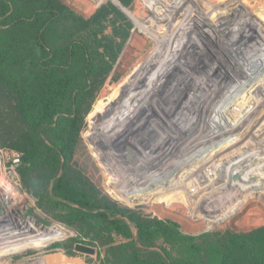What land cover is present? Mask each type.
<instances>
[{"label": "rangeland", "instance_id": "rangeland-1", "mask_svg": "<svg viewBox=\"0 0 264 264\" xmlns=\"http://www.w3.org/2000/svg\"><path fill=\"white\" fill-rule=\"evenodd\" d=\"M53 1L54 6H51L52 3L50 4L48 0H0V64H8V68L2 72L6 76L5 82L0 77V148H13L24 153L25 156L29 155L28 160L23 161L19 167L22 190L29 196L27 207L20 214H23L25 218L35 219L38 224L44 223L48 226L58 224L70 234L64 238L55 239L52 243H49L51 241L49 240L40 245H27L3 253L0 255V264H41L42 261H46L47 264H142L144 261L152 264H221L226 241L236 235L250 234L254 230L264 229V203H260L258 197L250 199L243 210H237L221 223L207 229L203 228V224L198 225L187 218L186 214H182L180 207L174 206L169 211L164 204H156L155 198L149 195L150 192L144 196L142 191L133 192L137 195L134 199L127 200L113 187L126 202L111 190L117 200L111 195L110 187L106 186L103 161L99 159L104 157L103 152L107 153L110 141L104 142L99 138L94 143L91 139L90 128L97 119H102L103 122L104 119L111 120V127L116 128L115 131H110L113 134H116L119 131V125L123 124L125 114L121 115L123 116L121 119L113 120L114 117L110 116L115 115H111L110 111H106L103 106L108 107L105 103L117 97V90L122 92L131 88L118 85L126 74L133 69L138 73L140 69L146 70L143 68L144 62L141 58L153 49L155 42L154 38L134 19L141 20V24H144L146 20H155L154 16L148 12L141 0H118L124 9L119 8L112 0L102 1L99 4L93 0ZM202 2L213 16V13L218 11L223 13L226 19L238 22L239 25L234 27L236 30L233 36L225 34L222 37L226 45L231 46L232 49L235 48L234 51L241 57L248 50L239 48L241 51H237L236 48L239 45L254 46L251 48L250 55L264 67V0H202ZM184 8H186L185 5L182 6V10ZM50 9H53V12ZM178 16L174 17L170 23L177 24L174 20ZM191 24H189L190 27ZM189 25L185 24V28ZM168 26H164L163 31H155L163 40L169 37ZM172 29L176 30L177 27L170 30ZM184 29H180L181 38L178 37V41L186 38ZM168 41H172V36ZM257 43H259L258 46H256ZM216 44L215 40L211 41L205 33L194 40H188V43L181 44L180 47L185 48L187 53L184 57L182 53H177L174 63L180 65L178 71L180 68L186 74L191 73L190 77L188 76L189 81L183 77L185 73L180 74L181 71L178 72L180 75L178 78L173 77L172 74L166 77L167 73L164 71V76L163 74L155 76L154 72L151 73L150 78L144 76L145 83L156 92L149 95L147 103L151 104L150 101L154 99L161 101L162 105L168 103L166 117L171 114L172 119L169 126L165 124L164 127L154 120V125H150V128L156 131L160 127L166 129L169 131L168 138L169 136L171 138L169 140L178 133V141L174 147L172 144L168 154L163 155L167 159H175V154H179L178 144H186L187 136L190 134L189 137L194 139L189 146L194 148V145L204 143L205 146L200 148L201 150L214 142L216 146L220 143L224 145L225 141L230 140L231 137L238 138L239 135L244 137V141L239 146L243 147L247 142V152H264V116L260 118L264 105L258 112H252L249 109L251 103L262 96L259 93L255 94V90L250 89V86L257 80L258 74L264 73V68L252 66L245 69L248 74L247 78L242 80L245 83L236 90H234L236 83L229 80L233 84L230 85V92L225 95L217 88V84L214 85V82L221 81L217 78L220 70L219 62L215 64L218 65V69L215 66L214 72H206V69L211 68L208 64H214L212 63L214 55L221 54ZM220 57L223 59L227 56ZM191 60L196 61V64H193ZM232 61L227 59L230 64H233ZM192 65H195V71ZM225 66L223 65L224 68ZM231 68L232 65H230ZM203 73H205L204 76ZM229 73L231 72L228 71L226 76ZM64 76L70 77L69 80H71L67 94L58 100L56 108L54 105L47 108L45 98L41 94L43 88L55 79H66ZM260 82L261 80L258 81ZM203 84L211 85L214 90L205 89L204 98H208L214 92H220L224 104L231 103L232 106L224 112H221V106L219 107L217 113L221 115L219 117L221 120L223 117L231 116L227 113L233 112L232 109L239 104L242 97L246 96L245 102L248 101V103L241 116L246 117L248 121L233 127L230 131L229 128L234 121L221 129L217 128L214 117L208 119L207 123L200 124V120L205 118L203 112L199 110L200 103L203 104L201 102L203 98L196 93L200 92L198 88ZM258 89L264 93L262 89ZM217 100L218 97L215 95L216 104L212 105L210 99H206L204 103L209 104L211 109L217 110L218 104L223 105ZM93 106L98 115L90 125L89 114ZM174 107L181 112L176 114L178 110L174 112ZM52 109L56 111L50 122L45 111ZM152 109V107L139 105V109L133 108L132 115L148 116ZM159 109L158 111H161ZM187 109L192 114H188L191 117L186 120L192 127L172 124L174 115L176 114V117L182 116L183 113L185 115ZM151 113L150 117L154 115L152 111ZM73 116H76L80 122L79 145L74 156L67 162L68 167L64 169L62 158L55 160L57 159L55 151L58 131L56 127L62 126L60 123L62 118ZM139 119V123L144 120L142 117ZM230 119L233 120L232 117ZM256 120H258L257 124L251 123ZM218 124L224 125L223 122ZM121 135L114 137V139L124 137L123 140L121 138L117 140L120 144L126 141V136ZM36 141L39 142L42 151L37 150ZM105 144L107 146H104ZM113 144L114 142L111 143L112 147ZM118 146L117 144L116 148ZM163 146L164 144L159 147L163 148ZM114 148L113 151L116 152ZM99 150L102 154L97 155ZM116 156H112L111 159L115 160ZM120 159L121 157L117 158V160ZM233 159V161H227L222 157L219 160L220 169L229 168L240 159L243 162L239 156ZM183 171L184 169L178 167L174 174L178 177ZM61 175L67 179L85 178L88 183L86 187L91 188L89 194L96 193H94L95 207L89 210L83 209L84 212L80 213L82 207L78 204L56 197L52 187ZM152 189L154 191L155 187H151ZM145 190L148 189H143L144 192ZM112 219L122 220L132 236L126 237L119 233L110 224ZM159 221L174 228L168 229V232L163 235L156 234L151 243L142 244L137 235L139 225L151 226ZM26 234L28 233L24 235ZM76 243L94 248L95 253L87 254L77 251ZM56 259H60V262L52 263Z\"/></svg>", "mask_w": 264, "mask_h": 264}, {"label": "trees", "instance_id": "trees-1", "mask_svg": "<svg viewBox=\"0 0 264 264\" xmlns=\"http://www.w3.org/2000/svg\"><path fill=\"white\" fill-rule=\"evenodd\" d=\"M93 1L96 4H99L102 1H106V0H93ZM112 1L115 4H118L116 0H112ZM48 2L50 4L52 3L51 6H54L53 0H48ZM141 2L147 8L148 12L152 14V16H154L155 20H146L144 24H141L140 22L141 20H137L136 18L134 20L143 30H145L149 35H151L154 38L155 45L152 50L148 51L145 54V56L141 58V61L144 62L143 68H145L146 70L140 69V73H138L135 69L131 70L118 83V85H120L121 87L123 88L133 87L135 84L141 81L145 83L144 76H146L147 78H150V75H152L151 74L152 72L156 73L155 76H158V75L161 76L164 71L167 73V75H165L166 77H168V75L170 77V75L172 74L173 77L178 78V75H179L178 72H180L181 69L179 68V71H178V67L180 65L174 63V59L176 58L175 55L178 56L177 53H182V56L184 57L187 53L185 48L180 47L181 44L186 43V42L188 43V40L190 39L194 40L197 36L204 34V33L210 37L211 41L215 40V43H217L216 45L218 48V52L219 51L221 52L220 55L219 54L217 55V53L214 55L213 62H212L214 64L209 63L208 65L211 68L210 70L206 69V72L208 73L214 72V67L216 66L215 64L216 63L218 64L219 62L220 70L217 73L218 74L217 78L221 79V81L214 82V85L217 84V88L225 95L228 94V92L230 91V87H231L230 85L233 84L229 80L237 83L238 80H241L242 78L246 79L248 74L245 71V69H249L248 67H252V66L256 68L259 67V69L264 68L258 62H256V58L254 56L250 55L251 54L250 52H252L251 48L254 46H250L248 43H247L248 45H245V46L243 45V47H241L242 45H239L236 48L237 51L239 50L240 52L241 51L240 49H243V48L248 50V52L241 57L240 55H238V52L234 51L235 48L232 49L231 46L226 45L222 37L225 34L230 35V37L231 35L233 36L234 30H236L234 29V27L239 25L238 22L226 19L222 15L223 13L218 12V11L213 13L215 16L214 17L212 14H210L208 9L203 6L202 0H141ZM183 5L186 6L184 10H182ZM186 9L188 10L187 12H186ZM50 11L53 12V9H50ZM130 14H132V12ZM177 15L179 16L174 20V22L177 21V24L175 25L171 24L170 23L171 20ZM186 17H189V18H186ZM190 23H192L191 27L189 25ZM185 24L189 25V27L185 28ZM166 25L167 26L169 25L167 27V30L169 31V34H168L169 37H166L163 40L162 38L159 37V35L155 31L156 30L163 31L164 26L166 27ZM174 27H177V29L179 28V30L172 29L174 30V32L170 30L171 28H174ZM180 29H184L186 38L182 37L183 39L178 41L177 38L178 37L181 38V35L179 33ZM170 36H172L171 42L168 41ZM222 43H225V44H222ZM258 45L259 43H257L256 46ZM193 50H195V48ZM223 55H226L227 57L222 59V57L220 56H223ZM188 58H189V51H188ZM221 59L223 60L222 62H221ZM227 59L229 61L233 60L232 61L233 64L228 63ZM192 62L193 64H196L195 63L196 61H192ZM225 64L227 65L225 66ZM223 65L225 66V68L223 67ZM230 65H232L231 69H230ZM192 66L194 69L195 65H192ZM7 68H8V64H4V63L0 64V77L2 78L1 80L3 82H5L4 79L6 78V76L2 74V72L3 70ZM216 68L218 69V65L216 66ZM228 71H230L231 73H229L228 76H226ZM183 73H185L183 77L187 78L186 81H189L190 78H188V76L190 77L191 73L186 74V72L184 71L180 72L181 75ZM202 75L204 76L205 73H203ZM202 75L199 74V76H202ZM64 77L66 79L64 80L63 78L55 79L51 81L46 87L43 88L41 94L45 98L47 108H51L52 105H54V107L56 108L58 100H60L61 97L67 94L70 88L71 80H69L70 77L68 76H64ZM252 78L255 79V77H252ZM259 80H261L260 83H258ZM145 84L147 85V83ZM204 85L205 84L201 85V87L198 88V90H200L201 93L199 91L198 93H196L197 95L200 94L199 96L203 98L201 99L203 101L200 100L201 102H203V104L200 103L199 105L201 109L199 107L198 108L200 112L201 111L203 112V116L205 118L200 120V124L207 123L208 119L210 120L212 119V117H214L213 120L215 121L217 128L219 127V129H221L223 127H226V125H228V123H230L231 121H234V124H232L231 127L229 128V131H230L231 129H233V127H237L240 124L248 121L246 117L241 116V113L244 111L243 109L246 108L245 105L248 103V101L245 102V100L247 99L246 96L242 97L243 99L239 101V104H237L236 107L232 109L233 112L231 111L227 113V114H231V116H228L227 118L223 117V120H221L219 118L221 117V115L217 113L219 111L218 107H216L217 110H214L213 108L211 109L210 108L211 106L209 104H205L204 102L206 101V99H210V101H212V105L216 104L215 103V95H216V97H218L217 101L218 102L221 101L222 103H224V101H222L223 97L220 92L219 93L214 92L215 94L214 93L210 94L208 98H204L205 95L203 92H205L204 91L205 89L211 88V90L214 91L211 85L210 86H207V85L204 86ZM251 88L255 90V94L259 93L262 95L258 99L256 98V101L252 102L251 103L252 105L249 107V109H251L250 111L258 112L264 105V93H262L258 89L260 88L264 92V73L257 75V80H255L251 84L250 89ZM211 90L209 91L211 92ZM233 104H235V102ZM220 106H221L220 110H222L221 112H224L226 111V109H229L230 106L232 105L231 103L228 102L227 105L223 104ZM174 109L178 110L175 107ZM55 111L56 109L45 111L48 121L52 122L53 117L55 115L54 113ZM215 111H216V114H215ZM178 112H181V110H178ZM185 113H186L185 115L183 113L181 116L184 121L183 123L187 126L192 127V125L190 124L188 125V120L190 119L191 117L190 115L192 113L189 112L188 109L185 111ZM188 114L190 115L188 116ZM97 115H98V112L93 106L92 111L89 114L90 125L92 122L95 121V118L97 117ZM230 117H232L233 120H231ZM32 118H36V117H32ZM62 119L63 120L60 121V123H62V126H60V128L56 127L58 131L56 134L57 148L55 151V156L57 159L55 160L62 158L64 169H66L68 167L67 162L74 156L75 151L79 145L78 132L80 128V122L76 116L66 117ZM218 122H221V123L223 122L224 125H220L218 124ZM198 127H200V125ZM211 146H215V142ZM36 147H37V150L41 149L42 151V148L41 146H39V142L37 141H36ZM48 149L49 148H47V150ZM28 158H29V155L25 156L23 153L21 164L23 161L24 162L27 161ZM224 169L225 168H222V170ZM87 184L88 183L86 182L85 178L67 179L63 175H61L56 179L55 185L52 187V192L56 197H59L63 200L78 204L80 207H82L81 208L82 211H80V213H83L84 212L83 209H88V210L93 209V207H95L96 205V197H95L96 193L95 192H94L95 194L92 193L94 197L90 195L89 193L91 191V188L86 187ZM113 192L117 195V197H119L121 200L126 202L121 196H119V194L115 190H113ZM116 210L120 211L118 208H116ZM101 215L104 216V214H101ZM110 224L119 233H122L124 236L126 237L132 236V234L128 231L126 224L122 220L112 219L110 220ZM170 228H174V227L167 223H163L161 221L154 223L151 226L139 225L138 232H137L138 239L142 244H145V243L149 244L151 243L153 237L156 234L163 235L166 232H168L167 230ZM142 264H152V263L144 261ZM221 264H264V229L254 230L250 234L236 235V236L231 237L230 240L226 241L224 245L222 258H221Z\"/></svg>", "mask_w": 264, "mask_h": 264}, {"label": "bare ground", "instance_id": "bare-ground-1", "mask_svg": "<svg viewBox=\"0 0 264 264\" xmlns=\"http://www.w3.org/2000/svg\"><path fill=\"white\" fill-rule=\"evenodd\" d=\"M117 3L118 4L116 5L119 8L124 9V6H121L118 1ZM153 92L155 91L151 87L141 81L128 90L122 92L117 90V97L111 102L105 103L108 107L103 106L104 109L110 111L111 115H115L110 116L114 117L113 120H116V118L121 119V117H123L121 115L125 114V117L123 118L124 122L119 125V131L117 128L118 132L116 134L110 132L111 130L115 131L116 129L111 127V120L107 121L104 119L103 122L102 119H97L90 128V132H92L91 139L94 143L99 138L102 141L104 140V142L110 141L108 146L106 144L104 145L109 148V150H106V154L109 158L114 155L116 156L115 152L110 150L112 147L111 143L114 142V144H117V140L121 138L118 137L114 139L116 135L126 134V137L129 140H137L135 137H131L128 133V126L139 124V127H144V124H142L143 122L139 123V118L144 114L132 115L134 113L133 108L139 109V105L148 108L152 107L153 109L156 107V109L151 110L153 114L157 116L152 118L153 120H156L157 123L159 122L158 124H161L162 126L165 124L169 126L172 122L170 117L171 114L166 117V113H168L167 110L169 109L167 102L166 105H162V103H160L161 101L159 102L158 99H154L153 101H150L151 104L147 103V98H149V95ZM159 108L161 111H158ZM130 111H132L131 114ZM151 111L149 114H152ZM173 111L175 112L176 110ZM162 114L165 115L161 116ZM176 114H178V111ZM175 115L172 124L185 125L182 117L179 115L176 117ZM263 116L264 110L262 111L260 118ZM251 123L257 124L258 120L254 122L251 121ZM177 135L178 133L172 137V140H169L168 137L165 139L163 148L159 147L157 149L158 153L160 152L158 157H156V146L152 148L147 146L149 148V155H147L146 161L148 158L147 163L156 167V169L149 173H145L144 170H141L140 174H142V177L140 182L134 181V184H131L132 186L140 184L142 187H115L122 197L127 200L131 198L134 199L137 194L133 192L142 191L141 193H143V196L150 192L149 195L155 198L156 201H153H155L156 204H164L169 211L172 210L174 206L180 207L182 209V214H186L187 218L195 221L198 225L203 224L204 229L221 223L237 210H243L250 199L258 197L260 203H264V152H247V142L244 143L243 147L239 146L240 143L244 141V137H240L239 135L238 138L231 137L230 140L225 141L224 145H222L223 143H220L218 146L206 145V148L201 150L200 148L205 146L204 143L197 144L194 148L189 146V143H192L194 139L189 137L191 136L190 134L187 136L188 140L186 144H178V146H180L179 154H175V159L171 160L169 158L161 165L160 159L168 154L172 144L174 147V144L178 141ZM180 138H182V136ZM100 153L102 154L100 150L97 151V155ZM237 156L242 158L243 162H241L240 159L229 168H225L224 170L220 169L221 162H219V160L222 159V157L227 161H233V158ZM100 158L103 162L107 161L104 157ZM162 160L164 161V159ZM217 160L218 162L216 163ZM178 167L179 169H184V171L180 176L176 177L177 175L175 176L174 173L175 169H178ZM151 187H155V190H151ZM146 188L148 190H145L144 192L143 189ZM112 196L114 197V195ZM114 198L117 199L116 197ZM2 210L3 213L0 217V255L27 245H40L49 240L57 238L61 239L70 234L68 230L58 224H53L44 230H39L38 228H34L33 222H25V224H23L18 218L10 217L8 213L4 211L3 207ZM248 219H250V216H248ZM20 224L25 225L29 230L38 231L33 235L25 236L24 234L28 232L22 230ZM23 231L25 233H23ZM41 264H47V262L42 261Z\"/></svg>", "mask_w": 264, "mask_h": 264}, {"label": "built area", "instance_id": "built-area-1", "mask_svg": "<svg viewBox=\"0 0 264 264\" xmlns=\"http://www.w3.org/2000/svg\"><path fill=\"white\" fill-rule=\"evenodd\" d=\"M243 79L245 78L238 80V82L234 85V90L239 88L242 83H245V81H242ZM219 107L220 104H218V109ZM142 117L144 119L142 123L144 124L143 128L139 127V124H134V126L131 128L130 126H128V133H131L130 136L135 137L137 140H129L126 137V141H124V143H117L119 145L117 147L118 150L116 148L117 144H114L113 147H115V154H117L119 158L121 157L120 160H117L118 157H116L115 160H111V158L107 156L106 152H103L104 158L107 160L103 162V169L106 176L105 182L106 186L110 187V192H112L111 190L113 189V187H142L140 184L135 186H132L131 184H134V181L140 182L142 177V174H140L141 170H144L145 173H149L150 171L156 169V167H153L152 165H149V163H147L148 158L146 161V157L147 155H149L148 150L149 148L156 146L157 151L159 146L164 144L165 139L168 137L167 133L169 131L163 129L162 127L164 126L160 127L157 131L152 130L150 128V125H154V120L152 119L153 116L150 117V114H148V116ZM124 135L126 136V134ZM121 139L123 140L124 137H121ZM113 147H111L110 149L112 152H114ZM159 153L157 151L156 157H158ZM22 156V152L16 149L0 148V203L4 211H6L10 217L18 218L19 220H21V222H23V224H25V222H33L34 228L44 230L47 227L52 226L53 224L50 226L44 223L38 224L35 219L29 217L25 218L23 214H20L21 211L23 212V209L27 207L26 205L29 200V196L24 190H22V185L20 182L19 167L21 165ZM163 159L164 161L160 159L161 165L165 163L167 157ZM23 224L20 225L22 227V230H26L28 232V234L26 235H33L38 231L29 230ZM23 233L25 232L23 231ZM53 240H51L49 243H52ZM56 240H58V238Z\"/></svg>", "mask_w": 264, "mask_h": 264}, {"label": "water", "instance_id": "water-1", "mask_svg": "<svg viewBox=\"0 0 264 264\" xmlns=\"http://www.w3.org/2000/svg\"><path fill=\"white\" fill-rule=\"evenodd\" d=\"M119 4L121 6H123L120 2H119ZM2 213H3V210H2V207H1V203H0V216L2 215ZM75 249L77 251H79V252H83V253H87V254H94L95 253V249L94 248H92L90 246H87V245H84L82 243H76L75 244Z\"/></svg>", "mask_w": 264, "mask_h": 264}, {"label": "crops", "instance_id": "crops-1", "mask_svg": "<svg viewBox=\"0 0 264 264\" xmlns=\"http://www.w3.org/2000/svg\"><path fill=\"white\" fill-rule=\"evenodd\" d=\"M55 256H56V255H55ZM57 256H60V255H57ZM59 260H60V259H59ZM59 260L56 259V260L52 261V263H53V262L58 263ZM59 262H60V261H59Z\"/></svg>", "mask_w": 264, "mask_h": 264}]
</instances>
